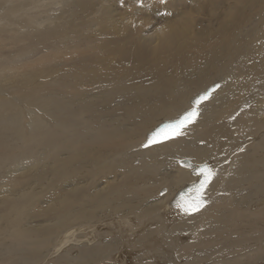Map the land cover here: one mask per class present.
<instances>
[{
  "label": "bare ground",
  "instance_id": "1",
  "mask_svg": "<svg viewBox=\"0 0 264 264\" xmlns=\"http://www.w3.org/2000/svg\"><path fill=\"white\" fill-rule=\"evenodd\" d=\"M103 1L0 0V135L12 128L0 136V264H264V0H217L216 27L182 15L137 41H117L130 25L117 22V0ZM194 1L158 3L172 16L209 5ZM142 44L151 63L174 50L192 72L216 70L186 93L162 81L128 89ZM214 83L180 136L143 146ZM147 107L155 118L140 127ZM186 158L215 173L191 215L177 205L202 177Z\"/></svg>",
  "mask_w": 264,
  "mask_h": 264
},
{
  "label": "rangeland",
  "instance_id": "2",
  "mask_svg": "<svg viewBox=\"0 0 264 264\" xmlns=\"http://www.w3.org/2000/svg\"><path fill=\"white\" fill-rule=\"evenodd\" d=\"M94 1H98V0H94ZM158 1L159 0H155V2H154V0H152V1H150V0H119L118 1L117 0L118 5H115V6H116L118 12L120 13V14L116 15V17L118 18L117 22L122 23V24L124 22H128L129 25H130V27L126 28V29H124V27L122 25H120V30H121V33H122L123 36L117 38V41L133 40V39H136V41H137L139 36L141 35V33L143 31H147L148 32V31H151V30L154 31L156 29L159 30V29H161V27L164 26L163 24H165V22H168V21L171 22L173 19H176V18H179V17L182 18V15H184V16L191 15L192 19H194L193 21L195 23V27L198 28V29L199 28L206 29L207 27H213L215 21L217 20V18L212 14L213 12L214 13L216 12V10H217L216 8L218 6V4H212V3L216 2L217 0H210L209 2H206L204 0H196V1H194L192 3L193 5L195 4L194 6H200V5L209 4V5L205 6V10H203L200 14L199 13H194V11L192 9L187 7L184 10H186V11L188 10V12H189L188 14H187L186 11H184V14H182V12L180 10H175V12L176 11L177 12L174 13L173 16H172V13H171L172 9L169 8V7H166V6L165 7L161 6V9H160V5L159 4H162V3H158ZM203 2H205V3H203ZM230 2H231L230 0H229V2H228V0L226 1L227 4L230 3ZM94 3H96V2H94ZM111 4H112V0L111 1L110 0H106V1L104 0L102 2L103 6L104 5L105 6L106 5L111 6ZM215 5H217V6L215 7ZM97 8H100V6H98V4H97ZM136 8H140V9H138V11H135ZM66 9H68V8H66ZM219 9H221V8H219ZM185 12H186V14H185ZM69 13H70V11L64 13L63 15L66 16ZM76 18H77V15L72 16V18L70 17L69 19H67L66 22L68 24L66 22H62L63 23L62 27L65 26V25L66 26H71V25L75 26L76 24L79 23V21L76 20ZM70 19H71V21H70ZM147 19H148V21H147ZM79 20H81V17H79ZM143 20H145L147 22L144 23ZM181 20H186V19H181ZM61 21H63V19ZM45 24H47V23H44L43 26H45ZM217 24L218 23H215V27L217 26ZM52 25L53 24H51L50 26H52ZM75 29L79 30V27H75ZM24 31H26V30H24ZM182 46H187L183 39H181L179 41L177 49L179 47H182ZM44 50H48V49L45 47L43 49V51ZM137 50L139 51V55L136 57L137 61L133 62L132 64L127 65L129 67V71L132 70V69H134L136 71L135 75L133 77L129 78L127 80V82L125 83V87L128 88V89L131 88V89H135V90H138V91L146 90L147 88L145 89V87L152 86L153 83H156V81H162V82H160L161 83L160 86L162 87V86L168 85L167 88L169 89L170 92L174 93V90H176V88H179V85H181V87H183V86L187 87L184 90H180L182 93H186L189 90H193L195 87L200 86L204 81H206L205 78L208 77V76H211L216 70V69L211 70V69L207 68V65H204L203 63H200L199 65H201V66L197 67L192 72L193 59L190 60L188 58L182 57L181 55L180 56L179 55L176 56V52L174 50L165 51L163 49H160L158 52H155V53L151 52L152 54H154L156 56L155 58H156V61H157V62L151 63V59H150V56H149V53L151 51L150 49H149L150 51L147 50L145 48V46L142 44L140 48H137ZM125 52L127 53L128 50H126ZM182 53H184L183 50H180L179 54H182ZM11 55H12V52H11ZM46 56H48L51 59V62H53V61L63 62L59 58L60 55L55 53V52H51L49 55H46ZM32 57H33V53L31 55L29 53V54H26L24 58L30 60V58H32ZM36 58H37V56H36ZM175 62H176V64H180L181 67H183L185 65V63H187V65H188L187 71L184 72V78L181 79V80H177L178 82L175 79L176 78L179 79L178 76L181 73L182 68L180 67V69H178L177 71L174 70L173 67H174ZM163 64H166V65L162 69L161 67L163 66ZM35 66L36 67H40L38 63ZM153 67H155V69L158 68L157 70H163V71L160 72L157 75L153 71ZM62 69L63 68H61L59 70L62 71ZM157 76H160V77H157ZM130 80H132V82ZM134 81H136V82L134 83ZM181 82H183V83H181ZM175 84H177V85H175ZM205 89H203L201 91H204ZM135 95H137V94H135ZM118 97H119V99H121L120 96H118ZM145 98H146V96L143 97V99H145ZM99 100H101V99H99ZM116 100H114V101L117 103L118 101H116ZM147 102H150L151 105H152L153 96L150 95L149 99L147 100ZM150 103H149L148 106H151ZM124 105H126V104L124 103ZM34 111H35V113H37V110H34ZM153 111H154V108L152 110L151 108L147 107L145 112L142 113L139 116V118L141 119V122H143V123H141L140 127L147 125L152 120V118H153L152 115L155 114V113L152 114ZM40 115L42 116L43 114L40 113ZM7 128H8V131L3 130L0 136H2L4 138H7V134H9L11 136V140H12V128L10 126H7ZM144 141H145V139H144ZM134 160L137 161V159H134ZM135 161H134V163H135ZM91 179L92 178H90L88 180H91ZM107 179L109 181L111 178L107 177ZM102 182H104V181H102ZM102 182L100 184H102ZM84 183L85 182H82L81 184H84ZM71 184L72 185H68L66 187H73V186L76 185L75 183H71ZM161 190H159V192H161ZM234 238H235V236H234ZM105 240H107V238ZM0 241H2V240H0ZM74 253L72 255H74ZM55 257H57V256H55Z\"/></svg>",
  "mask_w": 264,
  "mask_h": 264
},
{
  "label": "snow or ice",
  "instance_id": "3",
  "mask_svg": "<svg viewBox=\"0 0 264 264\" xmlns=\"http://www.w3.org/2000/svg\"><path fill=\"white\" fill-rule=\"evenodd\" d=\"M163 2V0H162ZM208 99V93L199 96L193 101V107L191 110L185 111L178 119L173 120L170 123H166L163 127L157 128L151 132V135L147 137V143L144 144V147L156 143H162L166 140L173 139L182 134L183 129L188 125L194 122L195 118L198 115L197 107L201 102ZM198 176L202 177L198 185H194L193 188L197 192L196 198L192 200L185 201L180 203L177 206L180 207L186 214H193L199 211L205 206L203 199V192L210 184L212 179L215 176V173L205 164L199 168L196 173ZM184 198L182 197V200Z\"/></svg>",
  "mask_w": 264,
  "mask_h": 264
},
{
  "label": "water",
  "instance_id": "4",
  "mask_svg": "<svg viewBox=\"0 0 264 264\" xmlns=\"http://www.w3.org/2000/svg\"><path fill=\"white\" fill-rule=\"evenodd\" d=\"M218 86H219V83H214V84H212L211 86H209L204 92H201L199 95H197L194 99H193V101L195 100V99H197L199 96H201V95H204V94H206V93H208V98L210 97V93L212 92V91H214L215 89H217L218 88ZM193 101H192V107H193ZM191 107V108H192ZM197 107V106H196ZM191 108L189 109V110H191ZM186 111H188V110H186ZM197 111H198V109H197ZM184 113V112H183ZM182 113V114H183ZM181 114V115H182ZM181 115H179L177 118H175V119H178ZM175 119H172V120H167V121H165V122H161V123H159L156 127H154V129H152L148 134H147V137L149 136V135H151V132L153 131V130H155V129H157V128H160V127H163V125L164 124H166V123H170V122H172L173 120H175ZM147 137H146V140H145V142L143 143V145L144 144H146L147 143ZM182 166H185V167H189V168H193V171L195 170V171H198L199 170V168L200 167H202L204 164H199L197 167H195L194 168V165L192 164V162L190 161V159H188V158H186V159H183L182 161H181V163H180ZM197 183H194V185H196ZM194 185H188V186H186L183 190H182V192H188L189 190L191 191V189H194L193 188V186ZM189 191V192H190Z\"/></svg>",
  "mask_w": 264,
  "mask_h": 264
}]
</instances>
